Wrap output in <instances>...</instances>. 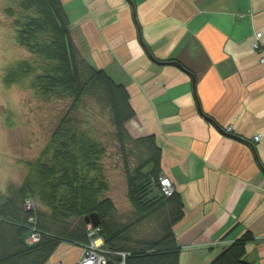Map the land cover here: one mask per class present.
Wrapping results in <instances>:
<instances>
[{
	"label": "crops",
	"instance_id": "0c3cea01",
	"mask_svg": "<svg viewBox=\"0 0 264 264\" xmlns=\"http://www.w3.org/2000/svg\"><path fill=\"white\" fill-rule=\"evenodd\" d=\"M61 1L83 55L126 86L129 132L162 149L184 204L179 264H210L246 234L245 260L264 264V0ZM82 251L61 244L46 264Z\"/></svg>",
	"mask_w": 264,
	"mask_h": 264
},
{
	"label": "trees",
	"instance_id": "16d2710c",
	"mask_svg": "<svg viewBox=\"0 0 264 264\" xmlns=\"http://www.w3.org/2000/svg\"><path fill=\"white\" fill-rule=\"evenodd\" d=\"M6 11L17 13L16 40L36 58V65L24 60L11 69L6 83L35 73L32 84L40 97L69 105L40 156L26 163L22 184L0 193V264H46L61 244L82 247L96 229L108 264H179L174 227L184 217V204L176 191H162V149L155 136H133L127 129L136 113L126 86L83 55L61 0H19L16 11ZM91 103L110 115L136 214L129 223L110 220L116 205L105 196L107 146L86 113ZM93 212L101 223L89 230L85 217ZM144 223L150 230L137 236L134 228ZM250 239L246 234L235 240L210 264H250L244 258Z\"/></svg>",
	"mask_w": 264,
	"mask_h": 264
},
{
	"label": "rangeland",
	"instance_id": "374dc122",
	"mask_svg": "<svg viewBox=\"0 0 264 264\" xmlns=\"http://www.w3.org/2000/svg\"><path fill=\"white\" fill-rule=\"evenodd\" d=\"M18 2L0 0V193H8L9 188L16 189L22 184L27 174L26 163L40 156L69 105L67 100L40 97L32 84L35 73L22 76L12 83L5 81L9 71L20 62L27 60L36 65V58L16 40L13 20L17 13L12 17L6 11L8 7L16 11ZM86 113L97 125L98 138L107 146L104 167L109 190L105 196L110 197L116 205L110 220L118 224L129 223L136 218V214L127 196L123 159L110 115L93 103ZM36 202L35 199L34 205ZM37 204L40 205L39 202ZM149 230L148 224L144 223L135 227L134 233L137 236L146 235Z\"/></svg>",
	"mask_w": 264,
	"mask_h": 264
},
{
	"label": "built area",
	"instance_id": "2783aa9c",
	"mask_svg": "<svg viewBox=\"0 0 264 264\" xmlns=\"http://www.w3.org/2000/svg\"><path fill=\"white\" fill-rule=\"evenodd\" d=\"M260 35L256 36V41L253 45L254 49L258 52L264 53V48L261 46L260 42ZM261 62L264 63V55L262 54ZM228 131H230V127L228 128ZM261 139L260 135L255 136V141H259ZM161 185H162V191L165 195L171 196L174 191L175 187L173 186V183L171 180L166 177H161ZM32 241L38 240V236L34 234L32 236ZM103 240L98 236V229L94 230L90 234V240L89 242L82 246L83 250V256L78 261L77 264H108V259L106 256L107 251L102 248Z\"/></svg>",
	"mask_w": 264,
	"mask_h": 264
},
{
	"label": "water",
	"instance_id": "95a60500",
	"mask_svg": "<svg viewBox=\"0 0 264 264\" xmlns=\"http://www.w3.org/2000/svg\"><path fill=\"white\" fill-rule=\"evenodd\" d=\"M85 221L89 230L99 226V224L101 223L100 217L97 212H93L90 215L86 216Z\"/></svg>",
	"mask_w": 264,
	"mask_h": 264
},
{
	"label": "bare ground",
	"instance_id": "6f19581e",
	"mask_svg": "<svg viewBox=\"0 0 264 264\" xmlns=\"http://www.w3.org/2000/svg\"><path fill=\"white\" fill-rule=\"evenodd\" d=\"M71 245V244H70Z\"/></svg>",
	"mask_w": 264,
	"mask_h": 264
}]
</instances>
